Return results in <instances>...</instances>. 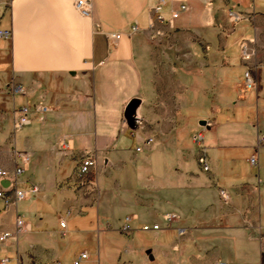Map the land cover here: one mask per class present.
Listing matches in <instances>:
<instances>
[{
    "label": "crops",
    "instance_id": "obj_1",
    "mask_svg": "<svg viewBox=\"0 0 264 264\" xmlns=\"http://www.w3.org/2000/svg\"><path fill=\"white\" fill-rule=\"evenodd\" d=\"M76 1L0 0V30L10 32L0 39V170L8 173L0 192H25L8 205L0 197V234L15 233L17 218L26 227L0 244V260L71 264L72 238L82 236L97 247L82 251L81 264H102L100 238L133 237L130 225L142 220L159 226L152 235L162 241L161 264H264V174L259 157L257 168L247 161L264 136V0H165L162 24L152 21L156 0H86L88 18ZM181 4L186 11L167 23ZM241 40L254 51L256 83L243 93ZM13 83L25 93L12 95ZM134 99L142 122L130 130L124 112ZM23 106L30 123L14 133ZM39 106L47 112H35ZM86 156L97 168L80 182ZM125 211L133 213L116 228ZM168 214L178 220L167 224ZM122 248L133 257L129 242ZM222 253L228 262L216 257ZM151 255L137 259L148 264Z\"/></svg>",
    "mask_w": 264,
    "mask_h": 264
},
{
    "label": "built area",
    "instance_id": "obj_2",
    "mask_svg": "<svg viewBox=\"0 0 264 264\" xmlns=\"http://www.w3.org/2000/svg\"><path fill=\"white\" fill-rule=\"evenodd\" d=\"M166 1L165 0H156L154 6L152 7V21L157 22V23H164V18L162 15L159 13L162 9V7L165 5ZM75 9L77 12L82 16V17H91L92 14V4L90 1L86 0H77L75 2ZM187 7L184 4H181L179 8L171 13L170 19L167 21V23H170L171 20L177 19L178 16L180 15L181 12L186 11ZM235 20L238 19V17L235 15ZM136 27L131 28L130 34H134L136 32ZM10 38V32L9 31H1L0 30V39H8ZM108 38L111 40H118L120 38V34H110L108 35ZM250 42L247 40H241L238 43V51H239V57L241 62L247 67L244 77L242 80V84L240 87V92H247V91H252L255 88V79L252 73V58L254 56V51L250 47ZM8 91L14 95V94H24L25 89L23 86L19 84H11L8 87ZM35 112L39 113H45L47 112V109L45 107H37L35 109ZM30 111L28 107H20L18 111L14 113V119H13V132H17L20 129H22L24 126L28 125L30 123L29 119ZM192 140L194 143L198 144L202 140V133L201 132H196L194 133ZM154 143L153 138H148L145 140L144 145H152ZM264 147V136H258L257 137V142H256V147L253 153L250 155L248 158V164L253 167L257 168L258 167V150L260 148ZM142 149L141 147H138L135 149V152H140ZM23 162H27V158L24 157ZM97 168V161L93 156H86L83 157L76 169V177L82 182L83 178H85L87 175L91 174L94 170ZM204 171H207L208 168L205 165L203 167ZM22 173V168H17L14 171V177L19 176ZM0 176L1 177H7L8 173L5 171L0 170ZM38 192V188L33 186L32 189L30 190L31 194H36ZM220 195L222 198H225V193L220 192ZM0 197L4 199V202L6 205H8L11 202H19L20 200L25 198V192L22 191H15L12 195L10 196H4L0 192ZM164 220L167 224H170L173 221H177L178 218L175 214H168L164 217ZM127 221H129V218H127ZM60 228L62 229L61 232V237L66 236V224L63 220L60 221L59 223ZM15 226H16V232L15 233H10V232H5L0 234V244H7L8 242H15L17 240V237L20 233L25 231V225L23 221L20 218H17L15 221ZM144 231H152V232H157L159 230V226L157 224L152 225L151 227L148 226H143ZM122 232L124 234L130 233V228L127 224H125L122 227ZM88 258V255L86 252H81L79 253L71 262V264H81L84 260ZM7 260L2 259L0 260V264H6ZM58 264V263H57ZM224 264V263H220Z\"/></svg>",
    "mask_w": 264,
    "mask_h": 264
},
{
    "label": "rangeland",
    "instance_id": "obj_3",
    "mask_svg": "<svg viewBox=\"0 0 264 264\" xmlns=\"http://www.w3.org/2000/svg\"><path fill=\"white\" fill-rule=\"evenodd\" d=\"M235 159H236V155ZM258 157H259V166H260V172L261 175L263 176L264 174V147L259 149L258 152ZM236 161V160H235ZM224 165V162L222 163ZM249 165V164H248ZM250 167V165H249ZM254 173H257V171L255 169ZM173 212L178 213L179 217H182V215H180V213L178 212L177 209H175ZM131 211H125V214L121 213H117V217H119V223L116 225L118 228V225L120 224V222L123 221V219L125 218V215H131ZM141 218L142 215L140 214ZM162 223V222H160ZM148 226L151 227L152 223L150 222H142V220H140L138 223H134L132 225H130L131 228H133L135 231L134 236L133 237H126L124 235H107V236H102L100 238L101 242V253H102V259H101V263L102 264H108V263H119V264H123L126 263L127 261H131L132 264H140V262L138 261L137 257H145V252L147 250H155L156 251V257H155V261L148 263V264H161V256H160V252H158V250H160V244H161V240L158 241L157 243L154 242V237L152 235V231H144L143 230V226ZM95 228V227H94ZM50 229L53 230H57V224H55L54 226H52ZM90 229H93V225L91 226ZM169 236V235H166ZM167 238V240H169L170 242L172 240L175 239V233H170V237H165ZM72 242H71V246L66 254V260L67 261H71V259H74L75 257L72 258V256H74L75 254L78 255L80 252L86 250L89 254L94 253L95 254V250L97 247V242L95 241V239L93 238L89 243H87L86 245H83L82 242L88 241L87 237L84 238L82 236L79 237H75L72 238ZM118 240V241H115ZM122 240V241H119ZM166 240V241H167ZM218 240L215 239L213 240V242H210L211 245H217L219 244L217 242ZM120 242V243H119ZM126 242H129L131 244V250L133 251V257H128L126 252L121 251V245L124 246V244H126ZM118 250V254H114V251ZM217 258H219L222 262H228V259L225 257V255L220 254V256H216Z\"/></svg>",
    "mask_w": 264,
    "mask_h": 264
},
{
    "label": "water",
    "instance_id": "obj_4",
    "mask_svg": "<svg viewBox=\"0 0 264 264\" xmlns=\"http://www.w3.org/2000/svg\"><path fill=\"white\" fill-rule=\"evenodd\" d=\"M141 105H142V102L139 99H134L127 105L125 109L124 119L130 130H136L142 122L140 115H139ZM198 124L201 127L209 129V127L206 125V121H200ZM145 255L147 256L149 261L153 260V257L151 255V250H147L145 252Z\"/></svg>",
    "mask_w": 264,
    "mask_h": 264
}]
</instances>
